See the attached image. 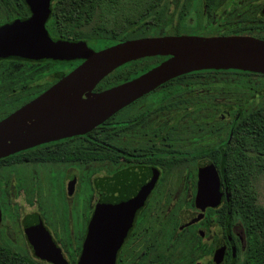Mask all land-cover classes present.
<instances>
[{
  "label": "flooded vegetation",
  "instance_id": "af4514ba",
  "mask_svg": "<svg viewBox=\"0 0 264 264\" xmlns=\"http://www.w3.org/2000/svg\"><path fill=\"white\" fill-rule=\"evenodd\" d=\"M74 1L50 0L44 27L51 39L84 41L78 38L81 25L74 32L72 22L63 23V11L73 10L67 4ZM32 14L27 0H0V27ZM181 35L264 40V0H155L134 26L125 25L121 40L114 44ZM159 56L164 57L161 62L169 58ZM81 62L0 57V120ZM52 63L62 67L52 70ZM99 83L92 92L109 88ZM2 159L3 246L37 258L24 229L37 217L68 263L74 256L76 264L94 214L124 195L130 200L144 196L117 249L115 264H241L247 246L243 166L264 160V73L234 68L189 71L86 133L40 143ZM203 172L209 178L214 172L218 180L215 205L197 202ZM262 175L263 170L256 171L250 178ZM233 180L239 182L237 189Z\"/></svg>",
  "mask_w": 264,
  "mask_h": 264
},
{
  "label": "water",
  "instance_id": "95a60500",
  "mask_svg": "<svg viewBox=\"0 0 264 264\" xmlns=\"http://www.w3.org/2000/svg\"><path fill=\"white\" fill-rule=\"evenodd\" d=\"M32 16L0 27V57L82 60L43 93L0 120V158L34 145L83 134L167 80L199 69L264 73V40L249 36H160L125 40L99 50L84 41L51 39L44 27L50 0H27ZM169 55L140 75L92 92L119 66L148 56ZM199 176L197 202L215 205L220 196L214 172ZM133 197V196H132ZM143 197L102 206L92 217L76 264H115L116 252ZM1 216V210H0ZM34 254L50 264H69L39 218L25 223Z\"/></svg>",
  "mask_w": 264,
  "mask_h": 264
},
{
  "label": "trees",
  "instance_id": "16d2710c",
  "mask_svg": "<svg viewBox=\"0 0 264 264\" xmlns=\"http://www.w3.org/2000/svg\"><path fill=\"white\" fill-rule=\"evenodd\" d=\"M155 0H75L67 6L73 10L63 11V23L72 22L74 32L76 25L83 27L80 37L84 41L97 43L95 49L104 48L121 40L119 35L125 25L134 26L145 9H151ZM64 5V3H63ZM67 14H66V13ZM98 13V22L94 19ZM57 14H60L59 12ZM60 17V16H59ZM53 15L54 19L60 18ZM68 25V23H67ZM133 33V32H132ZM76 34V33H73ZM134 37V36H128ZM163 56H149L127 62L101 80L100 87H111L132 79L157 65ZM79 61H75L77 64ZM4 159L0 158V166ZM264 171V160L244 164L243 179V215L246 229L247 246L241 264H264V206L257 203L254 181L250 178L256 171ZM237 189V180L231 181ZM236 195H233V206ZM0 264H49L30 257L23 251L0 244Z\"/></svg>",
  "mask_w": 264,
  "mask_h": 264
},
{
  "label": "rangeland",
  "instance_id": "374dc122",
  "mask_svg": "<svg viewBox=\"0 0 264 264\" xmlns=\"http://www.w3.org/2000/svg\"><path fill=\"white\" fill-rule=\"evenodd\" d=\"M97 22H98V20H94L93 23L96 24ZM89 44L91 45L92 48H95L98 46L97 43L89 42ZM60 67H62V64L52 63V70L59 69ZM254 184H255V190H256L257 203L264 206V175L259 176L257 179H255ZM76 218H77V213H75V210H74L72 219H73V226L75 228H76V225L79 224L77 222ZM18 244L20 247L24 246L23 241H21V240H19ZM25 249L27 250L26 247H25ZM74 258H75L74 256H70L71 264H74Z\"/></svg>",
  "mask_w": 264,
  "mask_h": 264
}]
</instances>
